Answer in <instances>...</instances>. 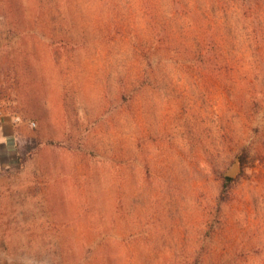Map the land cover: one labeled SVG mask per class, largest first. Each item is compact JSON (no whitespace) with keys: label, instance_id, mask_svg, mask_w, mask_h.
Listing matches in <instances>:
<instances>
[{"label":"rangeland","instance_id":"1","mask_svg":"<svg viewBox=\"0 0 264 264\" xmlns=\"http://www.w3.org/2000/svg\"><path fill=\"white\" fill-rule=\"evenodd\" d=\"M197 263L264 264V0H0V264Z\"/></svg>","mask_w":264,"mask_h":264},{"label":"trees","instance_id":"2","mask_svg":"<svg viewBox=\"0 0 264 264\" xmlns=\"http://www.w3.org/2000/svg\"><path fill=\"white\" fill-rule=\"evenodd\" d=\"M249 158H250V151L248 150V148L242 147L240 151L236 154L235 158L232 159L231 161V167L234 164H237L240 168V172L237 173L236 176H231L227 174V172L231 169L230 167L226 172L218 173L221 178L220 201L227 200L230 197L233 188L235 187V185L237 184V182L240 180V178L245 172V167L249 162Z\"/></svg>","mask_w":264,"mask_h":264},{"label":"water","instance_id":"3","mask_svg":"<svg viewBox=\"0 0 264 264\" xmlns=\"http://www.w3.org/2000/svg\"><path fill=\"white\" fill-rule=\"evenodd\" d=\"M229 175L233 176L232 174H229Z\"/></svg>","mask_w":264,"mask_h":264}]
</instances>
